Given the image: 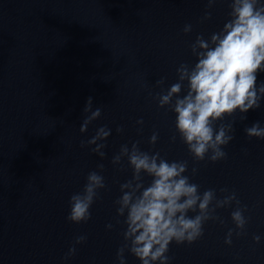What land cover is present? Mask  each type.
<instances>
[{"label": "water", "instance_id": "95a60500", "mask_svg": "<svg viewBox=\"0 0 264 264\" xmlns=\"http://www.w3.org/2000/svg\"><path fill=\"white\" fill-rule=\"evenodd\" d=\"M206 3L0 0V264H119L125 225L114 201L132 169L126 157L121 165L111 161L122 145L131 148L136 141L142 151H159L169 162L187 161L185 175L201 194L215 189L222 199L235 191L248 209L245 234L234 232L231 245L225 236L235 229L230 215L235 203L217 209L224 223H205L204 235L193 244L170 243L169 264H264V139L245 133L256 122L264 127V99L243 114L245 119L238 111L225 117L223 123L234 122V139L223 146L226 158L213 163L207 156L194 160L176 131L175 114L160 108L155 98L178 81L181 64L197 62L190 49L196 36L207 40L230 18V0H217L211 19L201 22ZM186 24L192 26L188 34ZM161 78L162 86L157 84ZM261 82L264 72L257 75V86ZM186 91L185 82L181 97ZM88 97L101 116L81 133L90 115L83 112ZM103 126L111 134L98 141L106 145L102 158L91 150L96 145L81 147V141ZM118 126L123 132L116 131ZM154 132L153 146L148 141ZM92 171L104 177L107 187L92 205L91 219L71 223L66 219L69 199L83 191ZM150 183L151 177L144 176L145 186ZM80 235L86 241L64 259ZM254 235L261 237L258 244ZM125 259L140 264L127 250Z\"/></svg>", "mask_w": 264, "mask_h": 264}, {"label": "clouds", "instance_id": "9594fccd", "mask_svg": "<svg viewBox=\"0 0 264 264\" xmlns=\"http://www.w3.org/2000/svg\"><path fill=\"white\" fill-rule=\"evenodd\" d=\"M217 0H207L201 22L211 19V9ZM229 19L223 28L211 34L206 40L197 35L190 45L191 53L196 57L192 66L181 64L177 69L178 81L166 91L156 95L158 106L175 114V128L189 153L195 161H203L207 156L211 162L225 159L227 146L234 139L233 123H223L225 117L233 116L237 111L243 115L250 109L260 107L264 99V82L257 86L258 73L264 72V2L262 0H230ZM192 26L186 24L183 32L188 34ZM187 83V91L181 92ZM164 84V78L157 81ZM90 113L83 120L80 132L87 131L88 125L101 116V108L93 110V98L88 97L83 108ZM221 123L217 127V122ZM142 124L143 120L137 121ZM116 131L123 132L118 126ZM249 138L264 139V127L259 122L245 128ZM111 130L107 126L96 130L95 135L81 141V147L96 145L92 152L102 158L106 147L104 143ZM158 133L154 132L148 143L155 145ZM175 141V136L172 137ZM139 141L131 148L122 145L111 163L121 165L126 157L128 167L132 169V178L120 184L122 195L114 201L117 216L123 217V245L117 251L119 264H126L125 251L136 257L140 264H169L166 255L173 241L177 245H191L204 235V224L208 221H224L216 214L217 209L227 208L235 203L231 220L235 229L230 228L225 243L232 244V236L245 234L248 218L244 213L247 206H241L235 191L221 188L228 193L218 199L215 189L205 190L190 182L187 161H171L161 156L142 151ZM210 153V155H209ZM100 171L104 165L97 166ZM192 168V175L197 173ZM144 176L151 177V183L145 186ZM104 177L96 171L89 172L83 191L73 194L69 199V214L66 219L71 223H87L91 219V207L99 198L101 189H106ZM195 215L190 216L189 213ZM117 223H121L118 219ZM108 229L111 224L106 225ZM85 235L77 236L64 259L76 254L77 244L86 241ZM261 237L254 235L255 243Z\"/></svg>", "mask_w": 264, "mask_h": 264}]
</instances>
